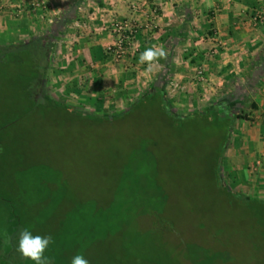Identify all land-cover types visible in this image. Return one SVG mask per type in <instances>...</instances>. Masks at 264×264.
<instances>
[{
  "label": "rangeland",
  "instance_id": "rangeland-1",
  "mask_svg": "<svg viewBox=\"0 0 264 264\" xmlns=\"http://www.w3.org/2000/svg\"><path fill=\"white\" fill-rule=\"evenodd\" d=\"M32 45L0 49V264H27L16 250L17 236L7 237L18 220L40 235L84 223L89 238L98 239L88 247L90 258L264 264V200L238 190L224 174L235 119L200 116V107L196 115L185 111L170 120L157 101L139 100L142 92L124 106L94 111L106 115L130 106L117 117H87L88 106L56 95ZM162 77L169 79L168 72ZM164 94L174 113L184 112L168 87Z\"/></svg>",
  "mask_w": 264,
  "mask_h": 264
},
{
  "label": "crops",
  "instance_id": "crops-1",
  "mask_svg": "<svg viewBox=\"0 0 264 264\" xmlns=\"http://www.w3.org/2000/svg\"><path fill=\"white\" fill-rule=\"evenodd\" d=\"M29 2L0 0V46L43 35L73 7L60 39H53L48 69L56 95L72 105L93 112L124 106L167 71L177 84L169 96L181 114L221 102L229 112L241 107L226 145L224 174L238 190L264 200V57L254 62L264 46V0ZM115 20L135 27L137 51L111 63L103 47ZM160 44L168 58L149 74L139 56ZM196 68L203 69L202 80Z\"/></svg>",
  "mask_w": 264,
  "mask_h": 264
},
{
  "label": "trees",
  "instance_id": "trees-1",
  "mask_svg": "<svg viewBox=\"0 0 264 264\" xmlns=\"http://www.w3.org/2000/svg\"><path fill=\"white\" fill-rule=\"evenodd\" d=\"M72 9V11H71ZM73 7H71L69 10L64 11L63 14H60L59 16H57L54 20L53 23L48 26V28H46L45 33H43V35L39 36V37H29L26 41L24 42H18L15 43L13 45L8 46V48H21L22 47H27V45L29 44H33V50H37V55L35 60L37 61L36 64L38 65V70L40 68H43L44 72L47 69L46 72H48L49 69V56L48 53L51 52V49L53 47V39L54 38H58L60 39V34L63 32V30L65 29V24L68 23L72 16H73ZM6 46H0V49H4L5 50ZM264 57V46L262 47V50L259 54H257L254 58V62L260 61L262 60V58ZM164 63L166 65V62L163 61V66ZM40 74V78L38 79V84L39 86L42 87V85L46 82L47 78L45 77V73ZM164 73H162L160 76H158V78L150 85L149 88L145 89L140 97L139 100L145 99L147 98V101L153 100V101H157L158 105H159V109L161 111V113L170 118V120L174 117H183L184 115L182 114H176L172 111L170 105L167 102V99L165 98V94H164V90H163V85L165 84L166 80L164 77H162ZM44 77L46 78L44 80ZM138 101V99L135 101V103ZM135 103L131 104V106H133ZM222 104V105H221ZM221 104L216 103L213 104L211 106L208 107H204L201 112H198L200 114V116L203 114H206L207 116L212 115L213 116H217V117H228V119H230V122L232 119L234 118H239V115L235 112H229L227 111V107H225L223 105V103L221 102ZM130 108V106H127L124 111H119V112H113V113H109V114H95L94 112H88L86 114L81 113V112H77L73 109H71V113L75 112L77 114L80 115H85L87 117H93L94 115L97 118H101V119H111L113 117H117L125 112H127V110ZM64 109L66 110L67 108L64 107ZM188 114H194L196 115V112H189ZM11 211H8V213ZM74 212L73 210L71 211V213ZM5 213V212H4ZM71 213H70V219H71ZM16 218V217H15ZM19 218L17 217V220ZM67 221V219H65ZM7 221V222H6ZM19 221V220H18ZM16 224V228L13 230V232L11 231V233L7 232L8 234V238L9 235H11L12 233H14L13 237L17 236L18 237V230L22 229L23 227L20 225V223ZM2 222V226H7L8 220L6 219V217L3 218ZM91 223V222H90ZM93 224L91 223V226ZM80 226H83L84 228L86 227V225H84V223L82 224H77V225H72L70 227L64 226L62 227L60 230L57 229V233L56 234H48L51 235L53 237L54 242L49 246V248L47 249L45 255L49 256L53 259V264H71V259L73 256H75L76 254H82L84 255L88 261L89 264H92L94 262V258H98V259H102V262L104 264H125L119 261L114 260L113 257H111V255H107V257H103L100 256L99 253H97V257H89V255H87V250L89 249L88 247H90L92 245V243L97 242L98 239L96 238H89L92 234L91 231V227L89 228H85L86 229V235L84 232V229ZM10 227V225H9ZM108 230V229H107ZM107 230L105 229V232H107ZM3 236H5L4 234L0 233V244H1V239L3 238ZM85 237V240H82V237ZM122 236V233L121 235ZM124 236V235H123ZM123 240L126 239L125 237H122ZM15 239V238H14ZM90 239V240H89ZM89 240V241H88ZM121 241L122 243L119 245L120 249L119 251H127L128 246L125 244L124 241ZM128 240V239H127ZM93 243V244H94ZM92 256V255H91ZM133 258H136L133 256ZM108 259V263H106V260ZM25 262H27V264H33L32 261L25 259ZM94 264V263H93ZM129 264V263H128Z\"/></svg>",
  "mask_w": 264,
  "mask_h": 264
},
{
  "label": "clouds",
  "instance_id": "clouds-1",
  "mask_svg": "<svg viewBox=\"0 0 264 264\" xmlns=\"http://www.w3.org/2000/svg\"><path fill=\"white\" fill-rule=\"evenodd\" d=\"M167 58L168 50L163 44H160L146 48L140 54L139 62L145 65L147 73L151 74L157 66L162 67L160 61L167 60ZM4 242L8 243L9 241L5 238ZM53 242L51 235L34 234L30 229L24 228L19 231L16 250L24 259L32 261L33 264H53V259L45 255ZM71 264H89V261L84 255L76 254L72 257Z\"/></svg>",
  "mask_w": 264,
  "mask_h": 264
},
{
  "label": "built area",
  "instance_id": "built-area-1",
  "mask_svg": "<svg viewBox=\"0 0 264 264\" xmlns=\"http://www.w3.org/2000/svg\"><path fill=\"white\" fill-rule=\"evenodd\" d=\"M29 3L35 6L37 4L42 5L43 0H36V2L30 0ZM107 29L111 39L104 45L103 49L109 62H120L127 50L131 53L137 51V45L135 42L136 29L126 20L111 21ZM194 74L197 80H202L203 69L196 68ZM168 87L172 91L177 88V84L174 81L169 80Z\"/></svg>",
  "mask_w": 264,
  "mask_h": 264
}]
</instances>
